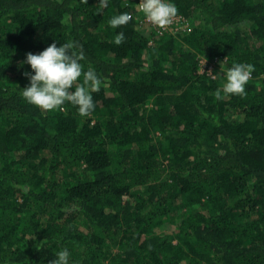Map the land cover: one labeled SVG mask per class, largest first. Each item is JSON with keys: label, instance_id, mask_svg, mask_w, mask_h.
I'll use <instances>...</instances> for the list:
<instances>
[{"label": "trees", "instance_id": "obj_1", "mask_svg": "<svg viewBox=\"0 0 264 264\" xmlns=\"http://www.w3.org/2000/svg\"><path fill=\"white\" fill-rule=\"evenodd\" d=\"M138 2L0 0V264H264V0H174L163 34ZM54 41L101 78L89 117L22 95ZM234 63L246 95L217 100Z\"/></svg>", "mask_w": 264, "mask_h": 264}, {"label": "clouds", "instance_id": "obj_2", "mask_svg": "<svg viewBox=\"0 0 264 264\" xmlns=\"http://www.w3.org/2000/svg\"><path fill=\"white\" fill-rule=\"evenodd\" d=\"M99 2L107 6V0ZM137 7L146 22L160 29L171 25L177 15L174 0H139ZM132 19V14L125 11L111 16L108 25L115 29ZM124 40L121 31L115 35L113 42L120 45ZM82 57L83 54L73 51L71 45L57 44L56 41L38 53H26L25 60L21 61L22 65L26 63L30 66V71L23 73L29 81L22 88L25 100L44 111H56L67 102L75 106L82 117H89L96 107L92 94L99 91L102 81L93 69L84 70ZM253 70L251 64L234 63L226 73L222 72L225 82L215 90L216 99H223L226 95H246V85ZM81 78L82 82L78 83ZM69 257V250L62 248L50 264H70Z\"/></svg>", "mask_w": 264, "mask_h": 264}, {"label": "built area", "instance_id": "obj_3", "mask_svg": "<svg viewBox=\"0 0 264 264\" xmlns=\"http://www.w3.org/2000/svg\"><path fill=\"white\" fill-rule=\"evenodd\" d=\"M143 21L146 22L145 20H143ZM180 21H181V17L180 16H176L174 18V20H173V23L171 25H169L166 29H160V28H158L156 26H153V27L154 28H158L159 29L158 30V33H160V34H163L166 31H169V32H171V31H178V26H179ZM146 23H148V22H146ZM203 72H206L207 75L211 76L212 75V73H211L212 72V67L210 65H207L206 64L203 67Z\"/></svg>", "mask_w": 264, "mask_h": 264}, {"label": "rangeland", "instance_id": "obj_4", "mask_svg": "<svg viewBox=\"0 0 264 264\" xmlns=\"http://www.w3.org/2000/svg\"><path fill=\"white\" fill-rule=\"evenodd\" d=\"M147 24H148V25L146 26L147 29H152V28H154L153 25H151L150 23H147ZM147 29H146V30H147ZM147 31H148V30H147ZM206 64H207V65H210L212 68H213L214 65H215L214 63H210V64H209L207 60H202L201 62H199V66H200V67H199V72H200V73L203 72V67H204Z\"/></svg>", "mask_w": 264, "mask_h": 264}]
</instances>
